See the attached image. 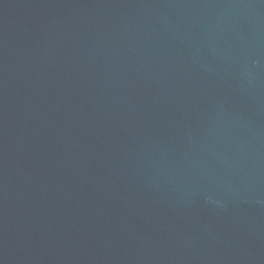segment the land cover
<instances>
[{"label":"water","instance_id":"1","mask_svg":"<svg viewBox=\"0 0 264 264\" xmlns=\"http://www.w3.org/2000/svg\"><path fill=\"white\" fill-rule=\"evenodd\" d=\"M0 264H264V0H0Z\"/></svg>","mask_w":264,"mask_h":264}]
</instances>
